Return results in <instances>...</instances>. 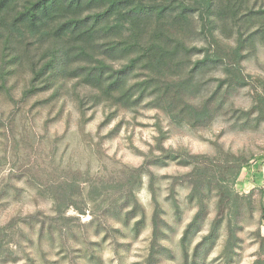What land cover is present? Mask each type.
<instances>
[{"label":"trees","instance_id":"trees-1","mask_svg":"<svg viewBox=\"0 0 264 264\" xmlns=\"http://www.w3.org/2000/svg\"><path fill=\"white\" fill-rule=\"evenodd\" d=\"M259 43H264V0H0V96L14 103L34 101L33 108H54L62 102L49 121L63 113L65 97L70 94L77 103L79 128L84 136L96 109L102 107L105 118L97 132L99 140L96 144L88 140L90 146H101L117 130L101 134L120 111L141 106L162 109L177 123L205 126L223 110L230 89L243 88L254 78L245 72L244 62ZM213 78L218 81L214 91L203 93ZM235 111L245 126H259L264 122V93L256 94L250 109ZM18 114H12L7 124L14 138L13 124ZM157 128L161 154L140 151L145 156L143 164L124 171L126 180L118 191L128 206L119 210L125 218L123 225L131 226L137 235L146 226V210L135 190L142 188L143 176L152 165L168 160L191 165L198 175L197 182L207 184L206 191L195 188L189 195L197 202L198 212L181 238L185 263L203 264L207 252L222 237L225 218L218 217L190 254L189 243L207 221L205 193L211 194L216 187L214 207L228 210L221 256L227 264H233L239 246L240 199L248 201L240 197L235 184L248 161L231 165L228 175H200L208 157L165 148L168 131L160 121ZM87 136L93 137L91 133ZM213 167L221 172L218 164ZM74 185L75 181H62L59 194L53 196L57 217L38 221L41 246L43 238L56 227L75 234L71 225L74 217L64 214L65 208L74 204ZM89 186L91 200L97 206L100 196H110L104 183ZM7 192L6 187H0V209ZM262 193L264 196V189ZM153 198L157 202L156 193ZM113 209L116 207L110 205L106 211ZM36 216L32 213L0 223V261L14 254L13 245L22 249L17 238L31 237L24 233L23 225L36 231ZM165 222L157 209L152 220L153 250L156 242L165 238Z\"/></svg>","mask_w":264,"mask_h":264},{"label":"rangeland","instance_id":"rangeland-1","mask_svg":"<svg viewBox=\"0 0 264 264\" xmlns=\"http://www.w3.org/2000/svg\"><path fill=\"white\" fill-rule=\"evenodd\" d=\"M244 65L245 72L254 78L247 86L230 89L226 93L224 108L211 124L192 126L177 123L162 109L141 106L120 111L112 122L103 127L101 134L104 135L117 130L101 146H90L87 141L96 144L99 140L97 132L105 118L102 107L96 109L85 129L87 134H92L90 137L84 136L79 128V110L70 94L65 97L63 113L49 121L47 119H53L62 102L54 108H33L34 101L14 103L0 96V187H6L8 191L1 200L0 223L12 217L37 215L36 231L24 224V233L31 237L17 238L22 249H15L13 245L14 254L0 264H187L183 258L181 238L198 212L197 202L191 201L189 195L195 188L199 192L206 191L207 184L206 181L197 182L198 175L191 165L168 160L166 164L152 165L145 172L142 188L135 190L136 198L147 214L146 226L139 235L131 226L123 225L125 218L119 213L120 209L128 207L118 192L126 180L125 169L143 164L145 156L140 151L152 152L155 156L161 154L156 140L158 121L168 131L163 143L165 148L208 157L204 162L207 166L198 173L200 175H228L231 165L248 161L247 168L235 184L240 197H247L248 201L240 199L239 246L233 264H264L261 201L264 200V122L259 126H245L246 122L234 112L236 108L250 109L256 94L264 93V43L258 44ZM217 83L216 78L210 79L203 93L214 91ZM15 112H19L13 124L16 138L7 128L8 120ZM214 164L219 165L221 172L214 169ZM64 180L75 181L72 190L75 193L74 204L64 211L66 216L74 217L71 225L75 234L72 235L68 228L63 231L56 227L51 235L48 233L43 238L41 246L37 230L41 224L38 221L57 217L53 196L59 194L58 187ZM93 183L96 187L104 183L110 189V196L99 197L98 206L91 200L89 185ZM212 183L216 184L215 181ZM217 191L214 187L212 195L205 193L206 225L189 243L191 254L209 232L213 219L225 218L221 227L222 237L207 252L203 264L228 263L221 256L227 234L225 221L228 210L214 207ZM155 193L157 202L153 198ZM110 205L116 209L108 213L106 210ZM157 209L161 210V218L166 221L163 223L165 238L156 242L153 250L152 220Z\"/></svg>","mask_w":264,"mask_h":264}]
</instances>
